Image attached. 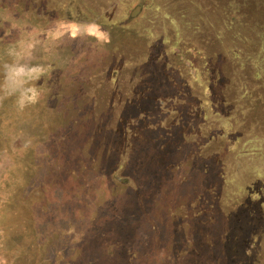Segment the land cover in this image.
<instances>
[{"label": "rangeland", "instance_id": "rangeland-1", "mask_svg": "<svg viewBox=\"0 0 264 264\" xmlns=\"http://www.w3.org/2000/svg\"><path fill=\"white\" fill-rule=\"evenodd\" d=\"M0 264H264V0H0Z\"/></svg>", "mask_w": 264, "mask_h": 264}, {"label": "clouds", "instance_id": "clouds-1", "mask_svg": "<svg viewBox=\"0 0 264 264\" xmlns=\"http://www.w3.org/2000/svg\"><path fill=\"white\" fill-rule=\"evenodd\" d=\"M38 99H39V95L37 94V95H35V96H33V97L30 98V102L32 104H35V103L38 102Z\"/></svg>", "mask_w": 264, "mask_h": 264}, {"label": "trees", "instance_id": "trees-1", "mask_svg": "<svg viewBox=\"0 0 264 264\" xmlns=\"http://www.w3.org/2000/svg\"><path fill=\"white\" fill-rule=\"evenodd\" d=\"M108 23H112V22H108Z\"/></svg>", "mask_w": 264, "mask_h": 264}]
</instances>
